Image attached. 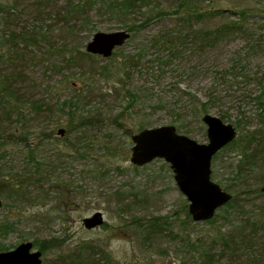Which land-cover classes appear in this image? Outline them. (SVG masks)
I'll return each instance as SVG.
<instances>
[{"label": "rangeland", "instance_id": "374dc122", "mask_svg": "<svg viewBox=\"0 0 264 264\" xmlns=\"http://www.w3.org/2000/svg\"><path fill=\"white\" fill-rule=\"evenodd\" d=\"M123 1L0 0V253L35 242L42 264H75L86 251L100 264H195L188 234L209 241L244 225L246 263L264 260V151L262 169L237 179L242 146L264 150V0H136L133 11H109ZM183 6L225 12L183 23ZM243 13L242 31L217 46L193 40ZM119 31L131 37L111 58L87 53L97 33ZM217 93L223 100L198 114L193 96ZM205 115L237 130L212 161V181L238 197L233 222L218 211L213 225L190 224L171 166L131 162L142 128L174 126L207 144ZM96 213L104 224L87 230ZM219 248L215 264H243Z\"/></svg>", "mask_w": 264, "mask_h": 264}, {"label": "water", "instance_id": "95a60500", "mask_svg": "<svg viewBox=\"0 0 264 264\" xmlns=\"http://www.w3.org/2000/svg\"><path fill=\"white\" fill-rule=\"evenodd\" d=\"M130 37L126 31L97 33L88 43L87 53L111 58L114 51L122 47ZM202 122L207 127V144L180 135L174 126L145 129L132 137V164L138 168L155 160L169 164L176 185L189 204V214L194 223L212 220L233 198L232 194L212 181V161L221 150L236 140L237 130L212 115H205ZM59 134L63 136L64 131ZM2 205L0 200V209ZM103 224L101 213L84 220L87 230ZM0 264H42V253L35 250L33 243H23L12 251L0 253Z\"/></svg>", "mask_w": 264, "mask_h": 264}, {"label": "trees", "instance_id": "16d2710c", "mask_svg": "<svg viewBox=\"0 0 264 264\" xmlns=\"http://www.w3.org/2000/svg\"><path fill=\"white\" fill-rule=\"evenodd\" d=\"M135 3L136 0H125L123 2H115L114 4H109L108 9L112 14H118L123 15L128 11H133L135 9ZM183 11L180 13L182 17L183 23H190L195 18L197 21H205L208 19L216 18L222 14H224L225 10L223 9H211L208 11H204L199 13L194 6H183ZM255 13V12H254ZM264 13V12H262ZM248 14L243 13L242 15L238 16V20H231L224 25L216 28L212 31H199L197 35H194L193 40L199 41L201 40L205 48L217 46L219 43L226 40L230 35L232 34H238L242 31L243 28V22L245 21V18ZM255 17L261 16L263 14H252ZM264 23V19H263ZM264 29V28H263ZM132 30H129L128 32H131ZM188 37H191V34H189ZM168 44V43H167ZM172 48H175V43L171 44ZM88 57H91V55H87ZM239 75H235L230 80L226 79L225 82L227 83H233L235 79L238 78ZM225 79V78H224ZM246 81L249 80V77L245 78ZM245 82V81H244ZM236 82H234L235 84ZM5 86V85H4ZM6 87V86H5ZM6 89V88H2ZM4 91V90H3ZM8 91L7 89L5 92ZM194 104L196 105V111L198 114L206 113L208 105L211 103L213 99L222 101L224 96H222L220 93H217V95L214 98H208V100L203 101L200 98H196L193 96ZM257 100L259 102V115L264 116V94L257 97ZM200 104V106H199ZM221 119V118H220ZM223 120V119H222ZM142 130H144L142 128ZM255 135L252 133L250 137H254ZM236 141V140H235ZM234 141V142H235ZM233 142V143H234ZM231 143V144H233ZM253 142L247 141V144L245 146H242L241 151V157L242 161L240 166H238L237 170V179H242L244 175L248 172V170H252L253 168L262 169L261 165L259 164V158L260 155L263 154V147H257L255 149L251 148L250 145H252ZM22 186L21 184H18V187ZM232 200L223 208H221L219 211L226 212L227 216L226 219L229 222H233L237 219V215L239 213V206H238V197L232 195ZM218 212L216 213L215 217L205 222V224L213 225L215 222H217ZM186 219L191 224V217L189 213L186 211ZM244 222V221H243ZM156 226V227H154ZM150 233L155 235H158L155 231L156 228H160L158 224L152 223L151 226H149ZM154 230V231H153ZM246 230L247 226L241 225L240 228H236L235 230L232 229L230 231L223 232L222 230L219 231V234H216L215 240H191L190 234L188 237L189 243L191 244L194 252V259L195 264H215L216 263V256H214L215 250H217V247H220L219 250L221 251V255H229V256H235L239 257V260H243V264H247V259L249 258L250 253L248 251L252 250L253 247L251 246V240L246 236ZM153 231V232H152ZM190 238V239H189ZM243 244V245H242ZM34 245L37 246V243L34 242ZM240 245H242L240 247ZM205 247V250H202V248ZM42 251V250H41ZM202 251V252H201ZM246 252L248 254H246ZM82 253H79L78 255H75V258L73 260V263L75 264H100V259L94 260L93 256L90 255V252L86 251ZM220 255V256H221ZM198 256V257H196ZM245 257L240 259L241 257ZM263 259H261L256 264H264Z\"/></svg>", "mask_w": 264, "mask_h": 264}, {"label": "flooded vegetation", "instance_id": "af4514ba", "mask_svg": "<svg viewBox=\"0 0 264 264\" xmlns=\"http://www.w3.org/2000/svg\"><path fill=\"white\" fill-rule=\"evenodd\" d=\"M0 200H1V195H0ZM2 201V200H1Z\"/></svg>", "mask_w": 264, "mask_h": 264}]
</instances>
